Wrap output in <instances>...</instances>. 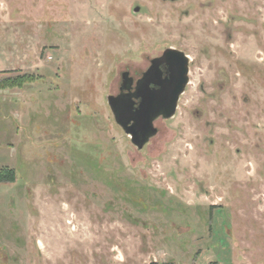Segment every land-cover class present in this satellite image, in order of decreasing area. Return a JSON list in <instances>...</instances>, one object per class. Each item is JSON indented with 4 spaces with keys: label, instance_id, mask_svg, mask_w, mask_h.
Listing matches in <instances>:
<instances>
[{
    "label": "rangeland",
    "instance_id": "rangeland-1",
    "mask_svg": "<svg viewBox=\"0 0 264 264\" xmlns=\"http://www.w3.org/2000/svg\"><path fill=\"white\" fill-rule=\"evenodd\" d=\"M168 48L139 148L107 96ZM0 264H264V0H0Z\"/></svg>",
    "mask_w": 264,
    "mask_h": 264
},
{
    "label": "flooded vegetation",
    "instance_id": "flooded-vegetation-1",
    "mask_svg": "<svg viewBox=\"0 0 264 264\" xmlns=\"http://www.w3.org/2000/svg\"><path fill=\"white\" fill-rule=\"evenodd\" d=\"M161 56H157V58ZM154 58L149 61V65L145 69L136 75H130L128 71L121 74L118 93L113 96L115 97V103L118 109L117 115L126 129L136 127V118L139 119V117H142L144 113L143 109L147 105V102L151 106H154V99L161 92L162 82L175 78L181 71L183 62L176 54L172 53L169 55V58L165 57L153 62L152 60ZM165 108L166 105H161L158 111H156L157 113L155 111L152 114L149 112V115L152 116L151 129L148 130L145 127L140 129L136 128L135 142L141 143L143 140H146V143L157 132L154 121L165 118L163 115Z\"/></svg>",
    "mask_w": 264,
    "mask_h": 264
},
{
    "label": "water",
    "instance_id": "water-1",
    "mask_svg": "<svg viewBox=\"0 0 264 264\" xmlns=\"http://www.w3.org/2000/svg\"><path fill=\"white\" fill-rule=\"evenodd\" d=\"M174 49L168 48L166 49L161 57H156L152 61H158L163 58H169L170 54H176L180 60H182V67L181 71L178 73L175 78L162 82V88L161 92H159L157 98L154 99V106H151L148 104L143 109L142 117L136 118V127L131 129H126L124 124L122 123L121 119L118 117V109L115 103V97L113 95L107 96V102L110 106V109L112 110L114 114L115 121L121 125L125 131L126 134H129L131 136V141L134 143L137 147L141 148L142 145L145 143L146 140H143L141 143L135 142L136 140V128H146L148 130L151 129V119L152 116L149 115V112L157 113L159 107L161 105H166V108L163 111V115L165 118L172 117L175 113L176 107H177V101L179 99L180 94L184 91V88L188 82V58L180 51H173ZM160 113V112H158ZM155 115V114H154Z\"/></svg>",
    "mask_w": 264,
    "mask_h": 264
},
{
    "label": "trees",
    "instance_id": "trees-1",
    "mask_svg": "<svg viewBox=\"0 0 264 264\" xmlns=\"http://www.w3.org/2000/svg\"><path fill=\"white\" fill-rule=\"evenodd\" d=\"M7 80H9V79H7ZM13 80V79H12Z\"/></svg>",
    "mask_w": 264,
    "mask_h": 264
}]
</instances>
